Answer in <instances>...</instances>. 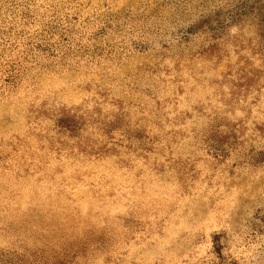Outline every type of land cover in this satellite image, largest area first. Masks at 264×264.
Returning a JSON list of instances; mask_svg holds the SVG:
<instances>
[{"label":"rangeland","instance_id":"obj_1","mask_svg":"<svg viewBox=\"0 0 264 264\" xmlns=\"http://www.w3.org/2000/svg\"><path fill=\"white\" fill-rule=\"evenodd\" d=\"M0 264H264V0H0Z\"/></svg>","mask_w":264,"mask_h":264}]
</instances>
